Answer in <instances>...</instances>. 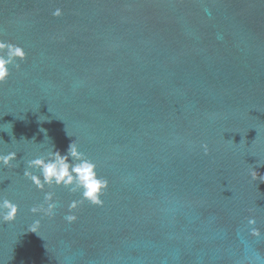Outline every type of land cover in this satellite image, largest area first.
<instances>
[{
    "label": "water",
    "instance_id": "obj_1",
    "mask_svg": "<svg viewBox=\"0 0 264 264\" xmlns=\"http://www.w3.org/2000/svg\"><path fill=\"white\" fill-rule=\"evenodd\" d=\"M0 39L26 53L0 84V264H264V0H0ZM74 141L102 206L46 188L32 215L25 162Z\"/></svg>",
    "mask_w": 264,
    "mask_h": 264
},
{
    "label": "clouds",
    "instance_id": "obj_2",
    "mask_svg": "<svg viewBox=\"0 0 264 264\" xmlns=\"http://www.w3.org/2000/svg\"><path fill=\"white\" fill-rule=\"evenodd\" d=\"M52 15L60 16L61 10L57 8ZM25 59L26 53L23 47L8 40L0 39V84H3L9 78L10 68L19 70ZM41 131L44 130L41 129ZM200 148L203 154L207 156L209 152L208 145L202 143ZM13 161H16L15 151L0 152V169L12 167ZM260 165L264 164L259 163L257 166ZM95 169V162L79 150L76 141L68 145L63 155L59 150L54 151L51 148L46 154L27 160L23 177L30 181L37 191L44 193L43 203L31 207L29 212L32 215L54 216L58 203L53 200L52 191H45L46 188L52 189L54 187H62L69 193L79 194V199H73L69 202V213L84 201L89 202L91 205L102 206L103 201L100 197L103 190L107 188L108 182L105 179L98 178ZM249 176L252 181L259 179L261 183H264V175L258 177L253 167L249 171ZM0 182H3L2 179H0ZM18 207L16 203L0 195V221L4 223L14 221L18 213ZM64 219L68 223H72L76 220V216L68 214L64 216ZM255 224V217L250 216L247 218V225L251 229L250 234L259 236V230L253 227ZM39 225L40 220H34L28 231L36 233Z\"/></svg>",
    "mask_w": 264,
    "mask_h": 264
}]
</instances>
